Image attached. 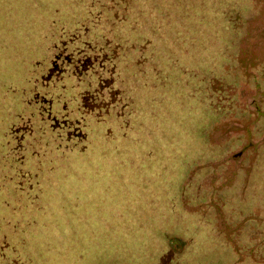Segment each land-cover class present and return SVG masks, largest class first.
Wrapping results in <instances>:
<instances>
[{"label":"rangeland","instance_id":"obj_1","mask_svg":"<svg viewBox=\"0 0 264 264\" xmlns=\"http://www.w3.org/2000/svg\"><path fill=\"white\" fill-rule=\"evenodd\" d=\"M263 106L264 0H0V264H264Z\"/></svg>","mask_w":264,"mask_h":264},{"label":"trees","instance_id":"obj_2","mask_svg":"<svg viewBox=\"0 0 264 264\" xmlns=\"http://www.w3.org/2000/svg\"><path fill=\"white\" fill-rule=\"evenodd\" d=\"M66 35H65V37H64V39L61 41V43L63 44L64 42H66L67 44L65 45V48H67V59H71V58H74L75 57V55H76V53H78V54H84V58H82L81 60H82V66L83 67H86V68H90L91 67V65H94V64H92V62H94L93 61V59L91 58L92 56H91V54H92V49L90 48L91 46L89 45V43H86L87 44V46H84L83 48H82V50H80V51H76V52H73V51H68L69 49L70 50H73V49H75V47L76 46H82L83 44H84V42L82 41V39L80 38V36H79V34H75V33H69L68 32V34L67 33H65ZM71 37V38H70ZM60 45V44H59ZM153 61H155L156 59H152ZM153 61H151V62H153ZM96 64H98V68L100 69V68H102L103 67V65L102 64H100L99 62H97ZM133 64H134V58H129V59H127L124 63H123V65H122V69H121V71L119 72V75H120V77L119 78H122V79H124L125 80V82L124 81H121L120 80V84H121V82H122V84H123V90H129V85H128V82H126V80L128 79V77H129V74L130 73H132V70H131V67L133 66ZM84 65H86V66H84ZM169 67L167 66V68H164L165 70H167V72H171L169 69H168ZM171 70H173V69H171ZM102 71H100V73H101ZM97 79H98V77H99V72L97 73L96 72V76H95ZM214 80H219L220 78L219 77H214L213 78ZM139 82V81H138ZM126 84V86H125V84ZM228 90H230L228 87H227V89H226V93H225V95H226V97H227V102H232L233 103V105H234V110H235V112L237 113V115H239V116H241L242 114H244V112H247L248 110H246V108H247V106H249V104H246L245 103V101L243 100V90L244 89H242L241 90V92L240 93H234V94H229V91ZM223 91H224V89H223ZM225 92V91H224ZM240 94L242 95L241 97H240ZM127 96L129 97V93H127ZM255 96L256 95H254L253 97L255 98ZM257 99H254V101L253 100H251V102H253V103H255V104H257V103H259L258 101H256ZM262 108H264V106L262 107ZM260 109V106L259 107H257L256 109H253V111H257V110H259ZM254 114L255 113H252V116H254ZM241 124V123H240ZM262 123H260L259 125H261ZM242 125V124H241ZM252 125H253V127H254V130L256 129V125H255V122H254V124L252 123ZM259 127V126H258ZM256 133H258V129H257V131H256ZM241 134H243V131L242 130H240V133L238 134V136H236V137H234L233 139H238V138H240L241 137ZM245 137H248V136H245ZM240 141L237 143V144H235L232 148H230L229 150H225L226 152L222 155V159H221V161H224L225 163H227V165L229 166L228 167V169L229 170H231L232 169V171H233V175H236L237 174V168H232L233 166L234 167H237L238 166V164H239V162L245 157V156H247L248 155V152H247V150H248V147L250 146V145H248L246 142H244L243 140H241V139H239ZM255 141H256V139H255ZM254 141V142H255ZM224 162H223V164H224ZM222 163V162H221ZM224 172H228V171H224ZM226 176V175H224V179H225V181L223 182V188H224V190H225V193H230L231 191H233V187H235L236 185H237V182H236V180L234 179V176ZM210 178V177H209ZM215 178H217V179H219L220 180V178H219V176L218 175H215ZM227 178L229 179V181H227ZM208 183H209V179H208ZM261 185H262V183H261ZM261 185L259 186V187H261ZM226 196H228V195H226ZM226 203H228V202H226ZM246 212H256V211H258L257 209H255V208H246ZM260 212V211H259ZM262 212H264V210H262ZM253 214H251V215H249V216H252ZM249 216H247V217H249ZM264 218V217H263ZM254 240L255 241H252V243L253 244H251L252 246L254 245V243H256V242H258V244L261 246V248L260 249H258L260 252H261V256L259 257V259L257 258V255L254 257V258H249L248 259V261L250 262H252V263H255L256 262V259H257V261L258 260H264V236H262L261 235V238L260 239H258V238H254ZM251 245H249V246H251ZM255 247V246H254ZM182 249V248H181ZM181 251H183V249L182 250H180V252H179V249H178V253H181ZM256 251H253V253H255ZM256 254V253H255ZM182 256H183V254L181 255V258H182ZM180 258V257H179Z\"/></svg>","mask_w":264,"mask_h":264},{"label":"flooded vegetation","instance_id":"obj_3","mask_svg":"<svg viewBox=\"0 0 264 264\" xmlns=\"http://www.w3.org/2000/svg\"><path fill=\"white\" fill-rule=\"evenodd\" d=\"M67 59V58H66ZM69 60V63H71V59H68ZM51 107V106H50Z\"/></svg>","mask_w":264,"mask_h":264}]
</instances>
